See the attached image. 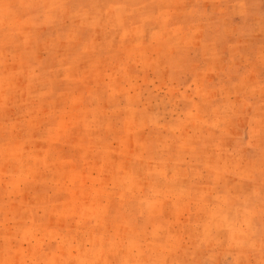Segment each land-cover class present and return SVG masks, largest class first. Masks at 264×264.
Wrapping results in <instances>:
<instances>
[{
    "label": "rangeland",
    "instance_id": "rangeland-1",
    "mask_svg": "<svg viewBox=\"0 0 264 264\" xmlns=\"http://www.w3.org/2000/svg\"><path fill=\"white\" fill-rule=\"evenodd\" d=\"M98 1L0 0V264H175L159 187L188 182L165 175L176 142L264 138V0L71 11Z\"/></svg>",
    "mask_w": 264,
    "mask_h": 264
},
{
    "label": "crops",
    "instance_id": "crops-1",
    "mask_svg": "<svg viewBox=\"0 0 264 264\" xmlns=\"http://www.w3.org/2000/svg\"><path fill=\"white\" fill-rule=\"evenodd\" d=\"M152 1L156 0L87 2L71 11L77 16L85 8V13L94 15L91 10L98 7L99 18L108 14L116 20L118 14L143 8ZM173 5L169 9H175L176 4ZM162 10L158 8V14ZM115 28L112 26V30L116 31ZM128 30L126 27L122 31ZM163 45L165 43L161 41ZM253 77L252 73L246 72L240 84ZM221 121L227 124L229 119H213L207 124ZM199 134L195 135L201 141L176 142L175 162L168 165L165 172L168 176H187L188 182H176L174 178L159 187L164 192H172L162 197L165 206L170 207L168 214H162L163 222L167 224L162 231L161 256L173 254L177 257L175 264H219L229 257L233 264H264V138L248 135L246 139L243 135L216 130L212 139L203 143L202 138L207 136L203 132ZM252 142L259 144L252 146ZM252 147L262 149L263 154L248 166L244 161L245 153ZM198 148L203 150L201 157H196V151H193ZM258 162L262 168H258ZM241 164L252 168L248 177L252 182L235 177L246 169ZM165 259L163 263L169 264Z\"/></svg>",
    "mask_w": 264,
    "mask_h": 264
}]
</instances>
